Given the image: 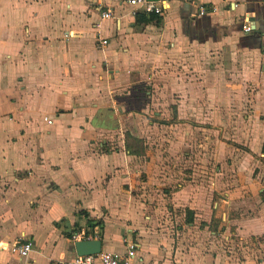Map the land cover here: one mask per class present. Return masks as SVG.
<instances>
[{
	"label": "crops",
	"instance_id": "crops-1",
	"mask_svg": "<svg viewBox=\"0 0 264 264\" xmlns=\"http://www.w3.org/2000/svg\"><path fill=\"white\" fill-rule=\"evenodd\" d=\"M201 46L225 61L196 78ZM253 75L264 79V0H176L140 19L119 0H0V264L68 263V234L95 219L102 250L129 237L138 264H264L261 92L231 124ZM21 241L27 258L9 251Z\"/></svg>",
	"mask_w": 264,
	"mask_h": 264
},
{
	"label": "built area",
	"instance_id": "built-area-1",
	"mask_svg": "<svg viewBox=\"0 0 264 264\" xmlns=\"http://www.w3.org/2000/svg\"><path fill=\"white\" fill-rule=\"evenodd\" d=\"M176 0H119L120 4L126 6L133 10V14L138 13L147 16L163 17L170 11L172 3ZM197 8L196 15L199 17L206 16L208 14L214 13L215 8L211 7H195ZM101 19L109 20L112 18L111 12L109 10H103L100 8ZM242 32L249 33L251 28L248 22H245L242 26ZM102 45H106V41H100ZM44 122L48 125L52 124V121L48 118H44ZM95 231V230H94ZM98 240L97 235L94 232V236L87 235L85 229L82 228L80 232L71 234L70 242L74 245L76 242L80 241H92ZM122 245L124 247L123 252H110L101 251L98 255L78 257L76 256L68 263L60 262L58 264H138L137 263V250L138 246L129 237L122 239ZM32 243L30 241L16 242L10 248V252L19 258H27L32 251ZM1 250H6L5 247H1Z\"/></svg>",
	"mask_w": 264,
	"mask_h": 264
},
{
	"label": "rangeland",
	"instance_id": "rangeland-1",
	"mask_svg": "<svg viewBox=\"0 0 264 264\" xmlns=\"http://www.w3.org/2000/svg\"><path fill=\"white\" fill-rule=\"evenodd\" d=\"M158 23H160V21H158ZM230 52V55H232L230 57V64L229 65V68H230V71H231V76L234 75L235 77H230V81L233 82V85H235V87L238 86V88H243L240 83L242 81V78H241V75H242V71H243V68L244 66H241V62H240V59L244 58L245 57V54L244 52H240V50H234L232 49ZM220 53L222 55V52H221V48L217 49V48H209V47H205V46H201V48H198V54L200 56H204L203 59L201 60V62H199V67L202 68L199 72H196V78L198 77H202L204 76L203 73H205V71H208L209 68L211 67H214L215 66V63H211L209 61V59L213 60L212 58H214V60L217 61V65L218 67H221L223 65L222 61H225L223 56H217V54ZM233 56H234V59H233ZM192 64L193 63H189V67L191 66V69L190 71H192ZM224 66V65H223ZM173 68V69H172ZM175 68H180V65L178 63H175L174 61L172 62V66L170 67V72L171 70L174 71V72H178V70H176ZM246 66H245V71H246ZM181 72H183V70L181 69ZM209 72H206L205 74H208ZM187 76H189V74H187ZM192 76V75H191ZM203 81H206V79H204ZM215 82L217 81L214 80ZM219 83H222L221 81L222 80V77L220 76L219 77ZM209 82H211V80L209 79V77L207 78V85H209ZM219 83H216L217 85H220ZM245 83H246V87H245V90H246V94L245 96L242 94V93H237L238 91L236 90V92H234V96H233V107H232V119H233V122H231V124L234 126L233 128H235L233 130V133H236L237 132V127L239 124H241L242 126H244L245 124H243V121L245 120V100L249 97H253V95H251L252 92L254 93H258V92H261V94L258 96L256 95L255 96V103H260L262 104V102L264 101V79H260L259 81L256 79V76L253 75V78L250 77L248 79H245ZM224 84V83H223ZM206 86V84L204 85ZM207 86V88H208ZM221 98V97H220ZM208 100H209V96L208 94H205L203 93V96H202V107L204 106H208L209 103H208ZM203 115V114H202ZM204 119V117H203ZM203 122H207L205 123L206 125H204L203 127H206L207 129L210 127L208 124V121H203ZM234 124H237V127H235ZM221 135V134H220ZM219 134H217V137H221ZM221 139V138H220ZM207 142V141H206ZM231 144V142H229ZM232 145H237V144H234L232 143ZM175 149L178 150L177 147H175ZM82 215H86L85 213H80V219L81 220H86L87 216H82ZM96 221H92L91 223L95 224V226H98L97 228V239H99V232L100 230H103V221L102 219H95ZM89 222L85 221L84 223H82L81 225H76L74 230L72 231L71 234H74V233H78L80 232V230L82 228L85 229V233L87 235H90V236H94V229L92 228V226L90 224H88ZM80 224V223H79Z\"/></svg>",
	"mask_w": 264,
	"mask_h": 264
},
{
	"label": "water",
	"instance_id": "water-1",
	"mask_svg": "<svg viewBox=\"0 0 264 264\" xmlns=\"http://www.w3.org/2000/svg\"><path fill=\"white\" fill-rule=\"evenodd\" d=\"M158 1V0H150ZM74 252L78 257L98 255L102 251L101 240L80 241L73 245Z\"/></svg>",
	"mask_w": 264,
	"mask_h": 264
},
{
	"label": "trees",
	"instance_id": "trees-1",
	"mask_svg": "<svg viewBox=\"0 0 264 264\" xmlns=\"http://www.w3.org/2000/svg\"><path fill=\"white\" fill-rule=\"evenodd\" d=\"M141 15H144V14H140V13H138V14H136V18L138 19H140V16ZM154 17V16H153ZM89 223L88 224H90L91 226H92V228L94 229L96 226H95V224H93V223H91V221H88ZM71 237V234H68V238H70Z\"/></svg>",
	"mask_w": 264,
	"mask_h": 264
}]
</instances>
